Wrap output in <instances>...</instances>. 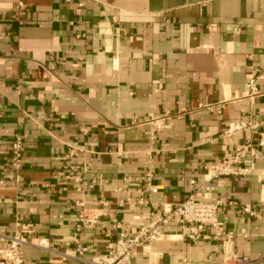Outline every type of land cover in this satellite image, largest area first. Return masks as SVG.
<instances>
[{"label":"crops","instance_id":"0c3cea01","mask_svg":"<svg viewBox=\"0 0 264 264\" xmlns=\"http://www.w3.org/2000/svg\"><path fill=\"white\" fill-rule=\"evenodd\" d=\"M263 134L264 0H0V234L28 226L24 264L111 254L121 233L191 194L223 199L233 251L264 259ZM248 142L249 175L206 181ZM151 164L159 190L144 206ZM161 230L129 264H224L226 238L211 229Z\"/></svg>","mask_w":264,"mask_h":264},{"label":"built area","instance_id":"2783aa9c","mask_svg":"<svg viewBox=\"0 0 264 264\" xmlns=\"http://www.w3.org/2000/svg\"><path fill=\"white\" fill-rule=\"evenodd\" d=\"M249 89L248 97L253 99L258 95L257 78H251L247 83ZM157 125V121H153ZM238 128V126L236 127ZM233 129H230L231 132ZM257 146L264 147V134L257 143ZM256 145L248 142L239 146L234 155L228 158H223L213 164L208 165L205 170L206 181L219 180L227 177H238L249 175L252 171L251 167L244 166L242 160L248 155H256ZM23 147L24 141L21 135H15L11 148V167L15 171L22 168L23 162ZM154 170L151 164L145 172L143 182L145 184L144 197L140 199V204L150 205L151 196L158 192V187L153 184ZM191 184L194 181L190 182ZM203 190H214L213 185L202 187ZM232 205L233 202H229ZM227 204L220 199L215 203H207L197 199L194 194H191L181 203L164 207L159 215L149 217L150 221L146 226L141 227L133 234L121 233L112 247L111 254L95 257L92 260L86 261V264H129L138 255L140 248L145 247L152 242L159 241L162 235V226L176 222L189 229L188 237L191 239L204 238L207 229H211L215 237L226 238L223 248L224 264H260L264 259H252L249 257L239 256L232 248V234L226 233L224 224L219 219L220 211ZM243 212L255 216L256 213L248 205L243 207ZM85 214L81 213L80 225L87 224ZM91 224V222H90ZM88 223V225H90ZM27 225H21L14 235L0 234V264H24V248L30 244L29 235L23 232ZM23 228V229H22ZM79 254H83L86 249L79 247ZM184 264V263H179ZM187 264V263H185Z\"/></svg>","mask_w":264,"mask_h":264}]
</instances>
